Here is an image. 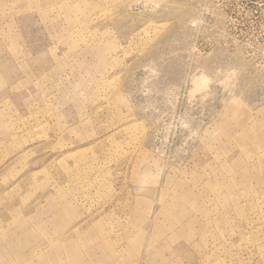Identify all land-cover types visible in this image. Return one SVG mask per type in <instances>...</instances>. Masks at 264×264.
<instances>
[{"label":"rangeland","instance_id":"374dc122","mask_svg":"<svg viewBox=\"0 0 264 264\" xmlns=\"http://www.w3.org/2000/svg\"><path fill=\"white\" fill-rule=\"evenodd\" d=\"M0 264H264V0H0Z\"/></svg>","mask_w":264,"mask_h":264}]
</instances>
